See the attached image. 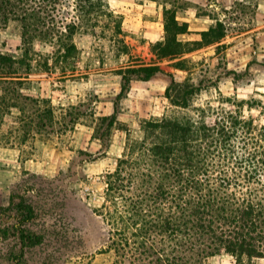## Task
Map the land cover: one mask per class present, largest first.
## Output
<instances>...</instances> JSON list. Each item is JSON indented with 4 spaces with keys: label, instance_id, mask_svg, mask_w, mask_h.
Returning <instances> with one entry per match:
<instances>
[{
    "label": "rangeland",
    "instance_id": "374dc122",
    "mask_svg": "<svg viewBox=\"0 0 264 264\" xmlns=\"http://www.w3.org/2000/svg\"><path fill=\"white\" fill-rule=\"evenodd\" d=\"M196 1L202 6L196 11L198 15L219 16L221 27L205 36H201V28L189 35L180 34V43L171 44L166 51L183 53L158 61L160 45L156 42H163L165 35L162 8L169 5L163 0H108L110 8L122 15L123 38L131 59L155 61L163 69L148 81L131 80L119 98L116 96L122 79L117 68L129 56L114 58L107 43L92 44L91 37H82L78 46L84 48L83 52L65 62L78 70L66 76L44 71L45 62L47 66L55 65L54 58L47 55L53 51L51 46H30L27 57L34 81L31 87L35 91L37 86L44 88L45 94L50 93L51 102L48 107L45 98L44 107L30 102L24 107L20 100L27 109L19 117L24 115L27 119L20 121L18 132L13 127L12 137L7 135V139L13 138L22 145L23 156L33 154L44 142L50 162L45 172L24 169L21 174L4 175L0 182V264H114L117 258L104 251L106 232L95 213L103 200V174L115 166L126 138L125 131L117 129L116 124L110 126L109 120L114 106L117 124L131 128L140 119L186 111L171 104L164 95L170 81L168 72L177 82L185 83L179 89L171 88L172 98L186 90L191 93V107H238L244 116L252 115L264 124V57L253 52L256 46L248 35L234 38L254 26L253 6L236 3L221 10L208 7L207 0ZM179 11V17L189 19L192 27L209 24L203 19L194 20L190 6ZM149 21L158 22V39L144 35ZM220 34L225 36L211 41ZM21 47L15 25L0 27V53L12 55L20 62L26 57H22ZM21 63L24 69L27 64L24 60ZM50 107L51 116L45 117V109ZM11 125L9 120L4 129ZM131 134L132 138L140 136L137 129H132ZM18 195L33 207L35 218L21 222L23 216L16 208ZM20 225L30 236L25 244L18 232ZM243 264H250L245 257ZM252 264H264V260L254 259Z\"/></svg>",
    "mask_w": 264,
    "mask_h": 264
},
{
    "label": "trees",
    "instance_id": "16d2710c",
    "mask_svg": "<svg viewBox=\"0 0 264 264\" xmlns=\"http://www.w3.org/2000/svg\"><path fill=\"white\" fill-rule=\"evenodd\" d=\"M163 1L169 7L162 8L165 35L163 42H156L158 61L183 53L166 51L171 44L178 45L179 35L188 29L179 10L202 7L190 0ZM209 16L214 24L201 30V36L221 27L219 16ZM10 24L18 29L26 57L19 62L0 53L3 76L30 74L27 53L35 43L53 49L47 55L55 65L45 62V72L73 74L78 69L65 62L83 52L78 42L84 36L91 37L92 44L107 43L116 59L129 56L117 68L122 79L117 98L131 80H148L163 71L155 61L131 59L122 15L110 8L108 0H0V27ZM167 75L164 95L186 111L140 119L131 128L117 124L114 106L109 124L125 131L126 138L115 166L103 174V200L95 209L106 232L104 251L116 256L114 264H206L207 258L220 254L233 256L236 264H243V257L250 264L264 260V124L252 115L244 116L238 107H191V93L186 90L172 98L171 88L185 83L177 82L171 72ZM51 110L45 109V117L51 116ZM132 129L140 136L132 138ZM16 208L23 216L21 222L35 218L22 195ZM18 232L25 244L30 236L21 225Z\"/></svg>",
    "mask_w": 264,
    "mask_h": 264
},
{
    "label": "crops",
    "instance_id": "0c3cea01",
    "mask_svg": "<svg viewBox=\"0 0 264 264\" xmlns=\"http://www.w3.org/2000/svg\"><path fill=\"white\" fill-rule=\"evenodd\" d=\"M190 1L194 4L199 3L196 0ZM236 3L251 4V6H253L254 26L236 34L234 38L237 39L248 35L256 46V49H253V52H258L260 56L264 57V0H213L212 2L207 0L206 5L214 8H227ZM190 8L194 10L192 15L194 20L203 19L204 21H208L209 24L204 27H192L189 19H186L185 21H187L189 25L187 32L183 34H192L194 31L199 30V28H201L200 30H205L214 21V19H212L209 15H197V8L195 6ZM146 27L147 29L144 34L146 37L154 39H158L160 37L161 29L158 22H154L153 24V22L149 21ZM144 63L147 64L149 62ZM32 79L33 78L30 74H22L20 76L18 73H12L9 74V76H3V74L0 73V182L2 181L4 175L8 176L21 174L24 169H37L45 172V169L49 167L50 156L49 153H47V148L45 149L44 142H42L39 147L41 150L38 149L37 151H34L33 154L23 156L21 148L22 145H19L20 143L16 140L14 141L13 138L7 139V135H11L12 137V130H14V128L15 133L18 132V126L20 123L19 115L22 112L21 109L23 108V106L20 105V100H22L24 107L27 106L29 102L31 105L38 103L44 107L45 98L47 99L48 107L50 105V93L45 94L44 88H39V86H37V90L35 91V87H31V84L34 82ZM19 80H22V82L19 83ZM37 83L39 84L41 82ZM25 109L27 108H23V110ZM8 119L12 125L13 123L15 125L8 126L10 129H4V126H6V123L9 121ZM224 257H229V260L224 261ZM216 260L218 262L217 264H235L234 257L228 254L211 256L207 258L205 262L206 264H210L208 261H213L214 263H212L216 264Z\"/></svg>",
    "mask_w": 264,
    "mask_h": 264
}]
</instances>
